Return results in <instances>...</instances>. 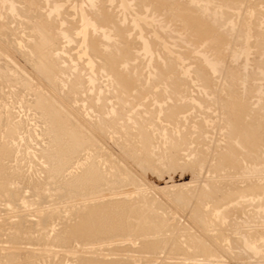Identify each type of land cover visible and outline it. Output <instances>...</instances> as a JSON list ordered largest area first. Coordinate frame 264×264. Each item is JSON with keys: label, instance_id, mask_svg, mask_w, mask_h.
Returning <instances> with one entry per match:
<instances>
[{"label": "rangeland", "instance_id": "rangeland-1", "mask_svg": "<svg viewBox=\"0 0 264 264\" xmlns=\"http://www.w3.org/2000/svg\"><path fill=\"white\" fill-rule=\"evenodd\" d=\"M9 1L13 2L14 5H17L18 1H20L18 6L22 2H23L22 4L25 6L24 7L22 5H20V7L15 6L14 7L15 9L13 10L14 12H11L8 9V5L10 6ZM27 1H28V3L24 2L23 0L22 1L21 0H7V1L6 0H0V62H1L0 66H1V64H3L2 67H0V72L2 71L1 68L6 69L7 67H10L13 69V70L11 69V72H9L10 68H8L9 70L6 69V72H8V73H6L5 70L3 69L4 71H2L0 73V83H1L0 89L2 88L0 91L3 92V93H1V92L0 93L3 96H5V97H2L0 95V97L2 98V99L0 98V117L2 118V119L0 118V128L4 129V126H5L4 124H6V123H7L6 126L8 128H10L12 126L13 121H15V120L17 122H23L24 121L23 123H21L23 125L22 129H21L22 131L19 130V132L17 134L18 137L15 138V141H13V142H15V144H16L19 140V137L23 136L26 138V136H28L29 139H27V140L31 143H29L25 139L24 142L27 141V144H28L27 146L31 147V148L36 146L38 148L39 146L34 141L35 140L38 141V139H40L39 140V142H40L41 138L43 137L41 135V133L45 127L44 118L46 116L41 114L42 111L39 108H37L34 104L31 103V102H33L31 97L35 96V97H33V99L34 98L36 99V96H37L36 94H38L39 91H41L40 94L48 97V99L54 103V106H56L60 110H63L62 111L63 113L61 112L62 118L67 119V120L69 119L71 122L69 120L68 121L71 124H72V122H74L73 124H75V122L77 121L76 122V124L78 125L77 128L79 127L80 130L82 129V131H85L86 135H88L90 137V139L92 140L93 147L91 146L90 149L92 148L91 150L93 152H91V154L95 153L94 150L96 151V148L98 149L97 153L101 154L102 152L99 150H102L104 154H102L100 157H97V160H101L103 162V165L105 163H107V165L111 164L113 166V169L119 168L120 170H122L123 177L126 181L130 180V181L134 182V184H135L134 187H133V185L128 186L130 190H128L127 187H126V189H124V190H127L126 193H128V192L133 193L134 191H137V190L132 191L131 188L134 189L135 187H138V191H140L141 193L143 192V194H145V195L147 194V199L148 198L150 199L152 206L161 207L158 209L161 210V215L163 214V217L166 216V218L164 217V219H167V217L169 218V219H167L168 220L167 222L171 223V225L168 224V229H167V227H165V229H167V230L164 232V234L166 233L167 237H170V239L167 238V242H168V244H171L169 242L177 241L180 244V247L183 248V255H180V254L177 256L174 254L168 255V253H166L167 251H165L167 249H163L164 252H162V253L163 254L165 253V254L163 255L161 253L160 254L161 256L158 255V257L159 256L160 257L155 259V260L150 259L151 264L153 262H159L160 258L163 261L169 260V262H175L176 261V262H183L185 264H198V263L200 264V262H203V263L205 262L207 264L208 263L209 264H212V263L213 264L214 263H216V264H264V245H262V243L264 244V205H263L264 202L263 201H262L263 203L260 202L264 198V194L259 195V196L253 195L254 196L253 197L250 194L251 192L248 193V191H247L248 196H246L245 195V194H247L246 191H241V193L243 192L242 193L243 196L242 195H240V197L235 196V191H237L241 188L243 190V188L248 186V185L261 184L262 182L264 184V131H263L264 130V126H263V124H264V83H263L264 77L263 76L264 75L259 74V76H258L257 73H254V72L258 71V68H260L261 70H264V68H263V65H264V60H263L264 56L263 55L264 54L261 53L262 49L264 50V46H262V45H264L263 44L264 43V40H263L264 36H263V39H262V37H260V35L261 36L264 35V15H262V13L264 14V0H223V1L222 0H216V1L215 0H213V1L212 0H199L200 1L199 3H197L198 0H197V2H195V0H194V4L190 5V7L192 6L196 10H198L199 8H196V7H198V5L200 4L199 5V6H201L200 7L201 11L199 9V12L201 13L200 15H202L204 13L202 15V17H204L207 20L211 19L215 28L218 26L221 28L220 29L218 27V30H221V32H222V30H226V31H223L222 34L224 35V38L226 37L225 39L227 42L224 43V45H222L223 48L221 47L222 53L225 50L224 51L225 54L223 53L222 54L223 56H221V58H219L220 65H219V67H217V70L213 71L214 73H211L212 71L210 72L212 74V75L210 74L212 79L214 77V80H212L213 85L211 84L212 86L210 88L203 87V82L200 81L201 79L197 78L198 77L197 72L195 74L196 69L192 70V69H194V67L196 68V66H198V65L202 66V61L200 62L201 63L200 64L199 63V56L196 54V51L197 52H198V50L200 51L201 50L200 48H204L205 46H203L204 44H201V42L200 43L197 42L198 44L195 43L196 42L195 37H192L193 35L191 34V32L189 33L188 32L189 30H187L185 28L186 26L183 25L185 27L182 28L181 22L184 21L183 17L182 16L180 18L177 17V16H180V11L186 12L185 8H188V6H189V3H186L188 1L184 0V3H186V4H184L186 6L185 7L183 5V0H171V1H173V3H168L169 5H167V4L165 5V3L168 0H159V1L158 0H153V1L151 0L150 3H149V0L145 1L144 3L139 2V0H130L131 1L130 11L132 13L135 11H139L140 9L142 11H144L143 8L146 6V7H148V8L145 7L147 10L145 8L144 9H145V11H147V14H149L152 11L151 15L150 14L149 15L152 16V14H153V16L155 17L156 15L154 13L156 11H154V10L159 8V6L160 7L162 6L161 8H159V10L157 9V13H156L157 16L155 18L152 16L154 18L153 23H155L157 20L159 22L163 23L166 21V19L168 20L170 18L169 19V21L171 20L170 23H168L169 21L168 22L166 21L169 25H164L165 23L160 24L157 21L156 25L158 23L160 25L156 26L155 24L154 25L152 24L153 27L150 25V28L156 30V29H160L161 26H164V29H165V27L167 26L166 29L168 28V30L170 31V32H168V30H167V32H164L167 37L162 35L163 32H160V37L162 39L164 38L163 40H165L166 42H168V43L170 42V45L174 42L179 43V45L177 43L172 44L173 46L171 45L173 47L172 49L174 51L173 55L175 54L174 55L175 57H173V55H172V57L174 59H176V56L179 54L178 52H180V51H178L180 49V46H182L181 49L184 46L186 48L189 47V49L191 48V50H190L191 54H189L190 51L188 49H186L185 51L181 50V52H180L181 57H183V59H187L188 61H192L191 63H188L185 60H182L179 62L180 64H178V63H177V65L175 64L174 67L170 68L167 71V72L170 71L171 75H169L170 73H168L165 76H160V77H162L163 80L165 78L164 84H163V80H161L159 75H157L158 73H156V74L154 73V72H157L156 70H158L156 68V65H154V63L156 64V62H157L161 66L165 67V65H167L166 62H168V61H166V60H168V55L167 56L162 55L163 53L161 52L160 48H158L159 46H156V48H155V45H154L153 46L154 47L153 53L156 54V51H157L158 52L157 54H159L161 52L160 55L152 54L154 56H152V58H150L151 61L148 57L147 58L145 56H144L145 58L142 57L143 56L142 54H141L142 55L141 56L140 53L139 54L137 53V51L140 52L139 48H138L139 45L134 44L135 42H134V40H132V38L135 39V37L133 36L134 30H128V32H127L128 34H133L129 37L131 40L128 38V41L130 40L131 43H132V41L134 42L131 45L129 44V47L130 48L132 47V49H130V50H133V48H134V50L131 52L133 55L132 57L130 56L131 58L129 56H128L129 58L126 56L127 59L125 60V57L124 56L122 57L123 62L127 61V62H124L126 64V66L125 67L123 66L125 64H123L122 66L125 68L123 70H125L126 73L128 70L133 71V74H131L132 71H129V74L131 76L134 75V76H132V78L135 81L134 83H136V84H134L136 86V88H133L134 90L132 89L133 91L132 90L130 91V94H132V95L129 94V91H126L121 87L120 88L124 92L123 91L121 92V90L120 91L117 90V93H115V91H116L115 89H120V88H117L118 85L115 84V81L113 79L108 82L107 77L110 79L111 76L109 74L105 73L104 71H101V70L99 71V69L95 70V72L97 71L96 73L98 76L96 75L97 77L94 79L92 84H88V82H86V84L84 83L85 79L83 80V78H85V76H82L84 74V72L81 70V67L85 63V62H83V59L85 57L82 56V54H80V57H78L77 53L81 49V47H80L78 42H77L78 43V45H77V43H76L77 40H75V39H77L76 37H75V39H73L74 41L71 40L72 43L66 42V41H64L65 40L64 38L61 39L58 37H55L53 39L52 42L53 43L55 42L54 45L52 42H50V44L53 45L54 48L56 46L58 47V49H57V47L55 48V49H57V51L62 49L63 48L62 46L64 44L66 45V46H64L65 47L64 50L66 48H68V49H66V51H68V53H66V51H64V52L59 51L60 53H64L63 55L66 54L65 58L68 57L67 60L65 58H60V57L55 58L57 60L60 58V61L58 60L59 61L58 65L59 64L62 65V66H60V65L59 66L63 68V69H61V71H58L56 69L57 71H55V75H58L61 78L62 77H64V78L61 79L60 77L54 75L55 76L54 78H56V80H54V81H56L57 84L61 83L63 86L57 85L56 83H54V81H50L43 74V72L41 74V71L39 72L38 69L36 70L35 65L39 61L38 57H40V59L43 57L42 53H40V52L41 51L44 52V50L46 51V47H43V49L41 50V47L36 46L37 44L36 45L33 44V43H35V41L31 43V41L37 40L39 38V36H38L39 33H37V31L35 33H37L38 35L34 34V27L35 26L31 25V22L34 19L31 17V16H33V11L35 12L36 16L38 15V18L39 17L40 18L44 17V18H41V19L39 18L38 20H36L37 17L34 16L35 21L33 20L32 24L34 22L41 21L40 24L43 23L45 26L48 24L51 25L50 26L51 29H53L55 27L53 24L56 23V20H57V23L59 22V25H57V23L55 24L56 26L59 27L62 25L63 27H65V25H66L67 27H69L70 26V25H68L69 22H66L64 24L62 21H63L64 17H66V19H69V18L72 19L71 16L73 14H71L72 11H70V10H69L70 11V13H69L68 8L64 6L65 8L61 10V15H58V17L56 15H54L56 18L54 16H52L53 19L55 18L54 19L55 22L51 21V23H52L51 24L50 21L46 19V18H48V16L45 15L46 8H43L46 6L41 5L42 7H40V5H38L40 1H38V0H37L38 3H37V1H35L33 3H31V0H27ZM70 1L71 0H65V1L63 0V3L66 6H68V7L70 6L69 9L70 8L75 9L77 7V6H75V2H76V5L81 3L80 0H74V1L72 0V2H70ZM83 1L86 2V0H83ZM96 1H98V0H96ZM102 1L103 0H99L98 2H96L97 6H95V12H97L96 10L99 9L98 8L99 5L101 6L102 4L105 3L104 8H106V9L108 7L109 8L111 7L113 10L116 8L113 11V13L115 14V17L117 19L119 18L118 20L120 23V21L123 19V18H121L123 16V14H120V15H122L120 17V15H118L119 13H115V11L122 13L121 11H119L120 9L117 6V2L113 1L112 3L111 2L107 3L110 0L109 1L104 0L103 2ZM130 1H129V3H130ZM133 1H134V3H133ZM224 1H225V4L227 3V5L223 4ZM146 2L148 4H151L152 7H151V5H148ZM35 3H37V5ZM73 3H74V5H71ZM137 3H140V7H142V4H144L145 6L143 5V7L140 8L137 6V5H139ZM34 4H35V6H34ZM42 4H43V2H42ZM110 4H112V5H110ZM160 4H162V5H160ZM220 4L221 5L223 4L222 9L219 6ZM29 5L31 6L30 7L31 9L33 8L32 6H34L36 11L34 10V8H33V11L29 7L26 8V6H29ZM82 5H85V3L83 2ZM210 5L213 8V9L211 8L213 10V13L209 12V11H212V10H209ZM136 6L139 9L135 8ZM163 6L164 7L169 6V7L163 8ZM229 6H231V9H232V7H234L233 8L234 10L232 11L230 9L231 10V12H230ZM96 7H97V9H96ZM218 7H220V8H218ZM224 7H226V8H224ZM28 8L30 9L29 11H31L32 14L27 13V12H29ZM38 8H39V12H40L41 8L44 12L41 10V12H43V13H41V12L36 13L38 11ZM109 8H108V11H109ZM133 8L136 10H134ZM150 8H151V10H150ZM172 8H174V10ZM178 8L179 9L184 8V9L179 11ZM24 9L26 10V12H23ZM77 9H78V7H77ZM167 9L168 10L170 9V10L168 11ZM171 9L173 10L174 15H173V12L171 14V11H172ZM217 9H218V12H216ZM225 9H227L229 11L226 10V13L225 12L223 13V11H225ZM20 10H22V11H20ZM63 10H64V12L68 11V14L63 12V14H65V15H64V17H62V20H61L59 17L62 16ZM148 10H150V11L148 12ZM165 10H167L166 11L167 14H166ZM109 12H111V11H109ZM168 12H170V14ZM175 12L176 13L178 12V14H176ZM14 13H17V15L15 17H14V15H15ZM97 13H99V12H97ZM216 13H219V14L217 15ZM232 13H234L235 15ZM9 14H11L10 17H9ZM21 14H23V15H21ZM39 14L41 16H39ZM126 14L128 15V13H126ZM164 14H166V15H164ZM168 14H169V16H167ZM209 14L210 15L211 14L217 15V16H215L217 18H215L213 15L210 16ZM224 14H226V15H224ZM231 14H232V16H231ZM247 14H248V16H246ZM29 15H30V18L29 17L27 18V16H29ZM175 15H177V16H175ZM255 15H257V19H256ZM163 16H164L165 20L163 19ZM212 16H213L214 20L212 18H210ZM128 17H127V19H128ZM160 17H162L163 21H162V19L159 20ZM175 18H176V20H175ZM178 18L180 20V23L178 22L179 21ZM258 18H260V19H258ZM45 19L47 20V22L49 21L48 24H45L46 23ZM48 19H50V17ZM53 19L51 18V20H53ZM70 19H69V21H70ZM73 19L75 20L76 18L74 17ZM216 19H218L219 20L218 22L222 23V25H220ZM224 19H225V21H224ZM255 19L257 22H258V20L260 21L259 24H261L260 26H261V28H263L261 31H260V26H258L259 24L258 23L255 24L256 23ZM30 20H31V22H30L31 27L28 26ZM222 20H223V22H222ZM213 21H215L216 23H214ZM61 22L63 24H61ZM121 22H123V21H121ZM128 22H126L125 25H127ZM183 23L185 24V22H183ZM217 23H218V25H216ZM172 24H174V26L177 24H179V25H177L175 27L174 26L171 27ZM223 25H225V26H223ZM52 26H54V27H52ZM154 26H155V28L156 27L157 28L155 29ZM178 26H180V28H181V30H179V28H178L179 32L181 31L180 33L176 30ZM170 27L173 28V30L175 32L172 33V30ZM222 27L223 28L226 27V29L225 28L222 29ZM254 28H257L259 32L257 31V29H254ZM29 29H30V31H29ZM182 29L186 30V32L184 31L185 34H183L184 32H182ZM227 30H231V31L227 32ZM32 31H33V33H32ZM71 31H73V30L71 29ZM129 31H130V33H129ZM160 31H161V29H160ZM30 32H31V34H33V36L30 34ZM157 32L159 33L158 30H157ZM187 32H188V34H191V35L188 36ZM224 32H227L228 34H231V35L233 34L232 38L227 33H226L227 36H225ZM261 32H263V34ZM28 33H29V36L30 35L32 36V39H31V36L27 37ZM168 33H170L169 36L171 35L170 36L171 38L168 36ZM174 33L175 34L179 33L180 35H182V34L183 35L180 36L178 34L181 37V38L178 37V38H180V39H178ZM253 33L254 34L259 33L260 35L256 34V36H255V35H253ZM240 34L242 37L241 40L243 39V37H245L246 35L249 34L248 35V39H249L248 41L251 44V45L249 44L250 47L252 46L250 48V50L252 49L251 52L254 51V52H252L253 54H250V57L253 55H254V57H252V58L249 57L250 58L249 61L251 60V62L254 64L252 65L251 62H248L249 66H247L246 68L240 67V63L244 64V59H245L243 57V55L239 54V46L241 47V45H242V44L240 45V43L244 41V39H243V41L240 40L241 42L237 41L240 39ZM251 34L253 37L254 36L255 37L254 38L251 37L250 36ZM34 35L37 36V39H33V38H36ZM148 35H150V34H148ZM186 35H187V37H186ZM174 37L177 38L178 40H181L182 38H184V41L187 40L188 42H190L192 44L191 47L188 46L189 43H187V41L182 43V41H177V39H175ZM189 37L192 39V41L195 40V42L193 41L194 44H193V42L190 41L191 39H189ZM227 37H228V39H227ZM167 38H169V39H167ZM235 38L237 40H232ZM22 39L24 41L27 40L25 42L23 41L25 44L24 43L21 44L22 42L20 43V40H22ZM29 39L31 40L30 42H28ZM174 39L176 41H174ZM253 39L254 40L258 39V41L253 42ZM261 39L263 40V42ZM259 40H261L260 43L262 42V44L258 43ZM39 42L40 41H38V43ZM56 43L58 45H56ZM116 43H117V45L120 43V45H118V46L123 45L122 44L123 42L118 43V41H117ZM181 43H182V45H181ZM185 43H187V44H185ZM255 43H257L258 45H256ZM28 44L31 45L32 47H30ZM71 44H73V45H71ZM183 44H185L187 46H185ZM19 45H20V48H19ZM22 45H24V47H22ZM117 45H115V46L112 45V47H114L111 51L112 55H115V53L118 52V49H117L118 46ZM136 45H137V48H136ZM176 45L178 46L179 49L176 48L177 47ZM193 45H195V46H193ZM255 45L258 47L256 48ZM260 45L262 46L261 50L259 48V47H261ZM201 46H203V47H201ZM237 46H238V48H237ZM253 46L257 50H255V48H253ZM27 47H30V49H28L29 50L28 54L30 53L29 55L28 54L25 55L26 53L24 54V52H26ZM50 47H51V49H53L52 46H50ZM193 47H198V48L200 47V48L198 50H197V48H195V50H194ZM39 48H40V52H39ZM135 48L138 49L136 52H135V50H136ZM174 48H176V49H174ZM18 49H21V50H18ZM31 49H34V50H32L30 52ZM109 49H110V47L107 50L110 51L111 49L110 50ZM22 50H24V52H22ZM35 50L37 52H39L38 54H41L39 56L37 55L38 61H36L37 59L33 60V58H36L35 54H37V52ZM75 50H76V52H75ZM204 50H207V51H203L205 53L207 52L206 53L207 55L210 53L209 56L211 54H213L212 50H210L208 48H206ZM208 50H210V51L208 52ZM186 51L187 52L189 51V52L187 53ZM235 51H237V52H235ZM256 51H257V53H256ZM134 52H135L136 56H134ZM71 53H73V54H75V56H77V60H76L74 55L72 56ZM183 53H184V55H183ZM185 53H186V55H185ZM33 54L35 56H32ZM68 54H71L72 57ZM118 54L120 56H122V54L119 52L115 56L118 57L119 56ZM257 54H258L259 58L257 57ZM63 55H61V56L64 57ZM137 55H139V57L141 56L142 58L140 59ZM259 55H261V57ZM28 56L30 58L31 57L32 58L26 59V57H28ZM161 56L163 57L162 59H161ZM164 56L167 57L166 60L164 59L165 58ZM189 56H191L193 58H191ZM196 56H198V58H196ZM213 56L214 55H211L210 57L212 58ZM70 57L71 58L74 57L73 62L79 63L78 61H80V63H79L80 65L78 64L79 66H77V67H78L79 71L81 70L80 71L81 74L79 71H77L79 73L76 72V74L77 75L80 74V76L83 77L81 79V80H83L82 82L79 80L81 77H79V79H75V78H77L76 76L73 77V74H75V72L74 73H72V72L76 71L77 68L74 69V68L70 67L71 66L70 64L72 63V61L70 60L71 59ZM133 57H135V58L137 57V58L134 59ZM194 57H195V59H194ZM241 57H242V59H240ZM256 57L258 59H260V58L261 59L258 61ZM79 58H81L82 60ZM153 58L155 60H153ZM158 58H160L161 60ZM3 59L5 60L6 63L4 62ZM129 59H130V61H129ZM146 59H148V60H146ZM169 59H172L171 55H169ZM192 59L195 62L198 61L199 64L197 63L198 64L197 65L196 63H194V61ZM238 59H240L239 64H238ZM254 59L257 60L256 61L257 63H255L253 61ZM98 60L99 59L96 58V61H98ZM242 60H243V62H242ZM67 61H69V63ZM133 61H136V62L134 63ZM162 61L165 63H163ZM30 62H32V63H30ZM60 62L61 63L63 62V63L61 64ZM183 62L185 63L184 68L190 67V64L193 65V66L191 65L192 67L190 69L186 68L188 70L187 74H182L183 67L180 69V67L182 65H184ZM4 63L6 65L7 64H9V65L5 67ZM128 63L135 64L134 65L135 68L133 67L135 70L133 68H129L130 66L132 67L133 65L128 64ZM181 63H183V64L181 65ZM258 63H260L261 65L260 64L258 65ZM262 63H263V65H262ZM10 64H11V66H10ZM136 64L137 65L139 64L138 67ZM68 65H70V66H68ZM179 65H181V66H179ZM186 65H188V66H186ZM254 65H256L258 68H256V67L253 68ZM64 66H66V68L69 67L68 69H71V70L73 69V71L65 69ZM154 66H155V68H154ZM200 66L197 67L196 71H198L201 68ZM127 67L129 69L126 70ZM238 67H239V69H238ZM249 67H251V68H249ZM15 69H17V70H15ZM19 70H20V72H19ZM13 71H15L14 72L15 76L16 75L18 76L20 73V75H19L20 81H22V83H23L22 91H20L21 85H19V83L21 84V82L19 81V77L17 78V76L15 77V76L8 75L9 73L13 75ZM16 71H18V72L16 73ZM95 72H94V77H95ZM99 72L101 75L99 74ZM174 72H176V73H174ZM192 72L194 75H196L193 80H192V78L194 75L192 74ZM247 72H249V73H247ZM68 73H70L72 75V77H70L71 75ZM22 74H23V76L24 75L25 76L23 77ZM33 74H34V76H33ZM102 74L104 77H102ZM176 74H179L176 77L177 79L173 78V77H175ZM253 74H254V77H256V80L253 77ZM255 74H257V75H255ZM67 75H69V76H67ZM153 75L157 76V78L153 77ZM232 75H233L234 79H236V81L241 83V84L238 83L239 85L237 84L238 86H235V88H233L234 86L232 87L231 81H230ZM243 75H246V77L244 76L245 79L242 78ZM2 76L3 77L5 76V78H3ZM6 76H8V79H6ZM9 76H10V79L12 78L11 82H9L10 81ZM21 76H22V78H21ZM65 76H66V78H65ZM167 76L170 78L168 79ZM13 77H15V78H13ZM57 77H58V79H57ZM180 77H181V80H180ZM184 77H185V79H184ZM187 77L188 78L191 77V79L190 78L188 79ZM23 78H25V79H23ZM44 78L46 79L47 82L45 81ZM68 78H70V79L73 78V80L71 79L72 82L74 81L73 84L76 83L79 85V83H82V85L84 84L85 86L88 84L86 86V90L85 89L82 90L83 87L85 88L84 85H83V87H80V86H82L81 84H80V86H77L76 84H74L72 86V82H70V84H69L70 79H68ZM135 78H136V80H135ZM155 78L158 79V81ZM178 78H179V80H178ZM4 79H6L5 84H4ZM16 79L18 80L17 83L19 82L18 84H16ZM27 79H28V81H27ZM64 79H66V80H64ZM174 79H176V81H179V87L173 86L176 83V81ZM183 79L186 80L189 84L186 81L184 82ZM195 79H197V80H195ZM246 79L248 81H245ZM23 80H24V82L27 81L28 83L25 82L26 83L25 84L23 82ZM48 80H49V82H53V83H51L52 87L50 86ZM60 80L63 82H60ZM77 80H78V83H77ZM189 80H190V82H189ZM242 80H244V81L242 82ZM152 81H156V83L152 82ZM194 81H196L198 83L195 82L196 83L195 84ZM199 81H200V83H199ZM254 81H256L257 84L263 83V85H261V84L256 85V83ZM2 82H3L4 86H2ZM12 82H14L15 84ZM64 82H66V83L64 84ZM167 82H168V84H167ZM45 83H47V84H45ZM229 83H230V85H229ZM244 83L247 85L246 88H243L245 86ZM248 83L250 85H248ZM251 83H255L252 85H256V86L261 85V86H259L260 89H259V87H257V88H253V90H252ZM111 84H112V86H111ZM137 84H139V85H137ZM165 84H166L167 88L165 87ZM12 85H14L15 87L13 86V88H10V86L12 87ZM26 85H28L27 87L29 88V90L24 89V86H26ZM162 85H164V86H162ZM169 85L171 88L168 87ZM195 85H197V86H195ZM17 86H20V88L19 87L17 88ZM48 86H49V88H46ZM89 86L92 88V92H90L91 88ZM92 86L95 88H93ZM110 86L112 87V89ZM172 86L176 87V88H173ZM185 86L190 91L189 94H188L189 91L187 90V88ZM58 87H60V88H58ZM87 87H89V88L87 89ZM247 87L248 88L250 87L251 89L249 88L250 89L249 90ZM14 88H16V89H14ZM54 88L55 89L58 88V89H56V92H54L55 91ZM231 88L233 90L234 89L237 90L236 93H234L235 90L233 92V90ZM242 88L244 90L247 89L244 93L246 96L242 93V92H244V90ZM48 89H50V90H48ZM165 89H170V90H166L168 94L165 91H162ZM172 89L173 90L175 89V91H172ZM198 89H200V92L203 94H201L199 91H197ZM228 89H231V91L229 92ZM257 89H259L258 92H257ZM12 90H13V92H18V93H16L17 97L15 96V93L12 92ZM23 90L27 91L28 93L24 92ZM30 90H32V93H35V94H32ZM37 90H38V92H37ZM60 90H62V91H60ZM159 90H161V91H159ZM238 90L241 91V93L239 91V95L240 94H241V96L244 95L243 96L244 99L247 97L246 102H247L248 107H249L247 115L242 117V121L244 123H248V125H249L247 127V129H244V131H240V130L233 131V130H231L232 125L228 124V118H229L228 116L229 115H228V113H225V111L227 112V110L224 109V105H223L224 98H227V96L232 92H233L232 94H237ZM86 91H89L90 93L86 92ZM97 91L99 93L101 91V93H102V94L100 93L101 96H99V93ZM208 91L209 92L211 91V92L209 93ZM20 92H22V93H20ZM60 92H61V94H60ZM66 92H68L69 94ZM96 92L98 93V95L93 97L95 95L94 93H96ZM111 92H114V93L112 94ZM120 92H121L122 96L120 95ZM126 92H128L127 95H129V96L125 95ZM197 92H199V93H197ZM4 93H5V95H4ZM11 93H12V95H11ZM86 93L88 95L91 94L92 96L91 95H89V96L91 98L93 97L92 101H94V99H95V101L92 102L90 97H89L90 99H88V98L85 99L84 97H88V95ZM139 93H141L140 96H139ZM170 93L171 94L173 93L174 95L173 94L171 95ZM179 93H181V95ZM66 94H68V95H66ZM81 94L84 96H82ZM103 94H105V95H103ZM177 94H179V95H177ZM198 94H200L201 96H204V98L201 96H199L201 99L199 97L198 98L194 97V96H197ZM204 94L207 95V97H205ZM48 95L52 96V98L54 100ZM60 95L62 96V98L64 96V98L62 99L63 101L61 100ZM111 95H113V96H111ZM189 95H190V97H189ZM191 95H192V97H194L193 98L194 101L192 100ZM56 96H58V97L56 98ZM71 96H72V98H71L72 100L70 99ZM102 96H105L106 98L102 97ZM116 96H117V98H115ZM170 96H171V98L168 100L167 97H170ZM97 97H98V99H97ZM99 97H101L102 100ZM119 97L122 99L121 102H120ZM134 97H137V98H134ZM180 97L181 98L184 97V98L181 99ZM104 98H105V100H103ZM179 98L182 102H180ZM195 98H196V100H195ZM28 99L29 100L31 99L30 100L31 102H29ZM64 99H66V100L68 99L67 101L69 103L70 102L71 103L67 104L68 102L66 100H65L66 102H64ZM110 99L112 100V102L110 101ZM222 99H223V101H222ZM24 100L25 101L28 100V101H26L27 103ZM184 100H186V101H184ZM99 101H101V102L105 101L104 103L105 104L107 103V106H105L104 103H101ZM115 101L116 102L118 101L120 103L117 102V104H118L117 105ZM57 102L59 104H56ZM97 102H99V103L97 104ZM174 102H176V103H174ZM186 102H187V104H186ZM30 103L32 106H30ZM111 103H113L114 105L116 104L115 107H113L114 105L113 106L109 105ZM180 103H181V106L186 104L185 107L183 106L184 108L180 107L181 111H180V109H178L176 111V113L174 115H172L173 117L165 116L166 115L165 113L168 112V110L171 108V106H173V104L174 105L178 104L176 106H180ZM84 104H86V105H84ZM103 104L106 108L103 106ZM165 104H167L168 106ZM10 105H11V107H10ZM33 105L35 106L34 108H33ZM75 105H76V107L79 106L77 108V110H76ZM90 105H91V107H90ZM169 105H171V106L169 107ZM190 105H191V107H190ZM100 106H103V107H100ZM108 106H110V107L108 108ZM162 106H163V108H162ZM165 107H166V109H165ZM30 108H33L34 110L30 109ZM96 108H99V109H96ZM102 108L103 109L105 108L106 111L103 110ZM110 108H112V110H110L111 112L109 111ZM35 109H37V110H35ZM39 110H40V113L35 114ZM79 110H81L82 112L80 113ZM222 110L223 111L225 110V111L222 113ZM5 117H6V119H5ZM35 120L39 121L38 123L40 125L38 123H34V122H37ZM16 121L14 122V124H16ZM9 122H10V124H8ZM26 124H28L29 128L30 127L34 128L35 126L36 127L34 129L31 128L29 130L28 126ZM29 124H31V126ZM76 124L74 127H76ZM139 125H141V128H144L143 133L139 132V129H140ZM23 127H25L26 129ZM23 129L25 131L27 130L26 132L28 134H26V132H24ZM255 129H256L257 133H251V131H254ZM32 130L34 131V134H32V132H33ZM28 131L30 132L31 136H33V138L35 137V140L29 136ZM35 132L39 133L40 135L37 136L38 134H36ZM247 132L249 133V135L247 134ZM22 133H25V134H22ZM246 134H247V136H246ZM229 136L232 137V144L231 145H229L227 143ZM2 137L3 136H0L1 141H3ZM16 139H17V141H16ZM32 139H33V141H31ZM5 140H7V138ZM144 140H147L146 142H148L147 147L145 146ZM13 142H12V144H14ZM19 143H21V141ZM32 143H35L34 146H30V144L32 145ZM40 143L42 145L44 144L42 141ZM28 147H26L25 153H26V151H28V152L31 150L33 151V149H34V148L30 149ZM22 148L23 147H21V149ZM85 151H88V150H84L82 153L85 154ZM232 153L235 154L236 157L238 158L237 164L235 163L234 167H232V166L230 167V165L225 164L227 158L232 156ZM89 154H90V152H89ZM32 158H34L33 160L36 159L37 161L35 160V163H33L34 161H32V160H31L32 162L30 161L32 168L29 165L26 166L25 165V164H27L26 162L24 163V165L22 164L23 167H27V168L23 169L24 171L27 169L26 172H29V171L31 172L34 164H36L34 167L37 168V166H38L37 163H39V161L35 157H32ZM103 160H105V161H103ZM12 163L13 162H10L9 164H12ZM28 164H30V163L28 162ZM28 169H29V171H28ZM39 175L40 174H38V176ZM41 176H42V174H41ZM259 181L261 183H259ZM262 186H264V185H262ZM231 192H232V194H230ZM244 192H245V194H244ZM233 194H234V197H233ZM244 195L246 197H244ZM255 201H256V204H255ZM0 202H1V200H0ZM50 206L52 207L53 205L52 204L51 205L46 204L44 208H47V210H48V208H50ZM55 206H57V205H55ZM55 206H53V208H55ZM60 208H62L64 211V208L60 207V205H59V209ZM62 209H60V210H62ZM212 209H216V211L219 212V215H217V216L211 215V217H210ZM160 210H158V213L160 212ZM63 211H59V213L63 214ZM10 213H11L10 210L7 211L6 213L5 212L0 213V224L4 221L3 219H5V221L8 220L7 222H9V220L12 219L9 217ZM1 214L2 215L4 214L3 217ZM1 219H2V222H1ZM7 222L2 223L3 228H4V226H3L4 224H5V228H6ZM8 226H9V224H8ZM3 228H1L0 231L1 230L3 231L4 230ZM170 228H171V230H170ZM251 234L253 235V237L250 236ZM243 236L248 238V240H249L248 242H252L254 245L256 244L257 246L256 245L255 246L257 247L258 251H256L255 253L252 252V250L249 251L250 248L248 247V245L246 243H244ZM1 238L2 239L5 238V235H4V237L2 235ZM218 239H221V240H218ZM199 243H204V244L208 245L209 247L214 249L219 256L212 257L213 259H211V260H213V262L212 261L206 262V261L201 260L202 258L200 256V251H199V247H198ZM45 252H42V253H45ZM47 253L48 252H46L45 254L49 256L50 254L49 253L47 254ZM37 254H38V252H37ZM40 255H37V256H39L41 260L49 261V258L51 259V256L48 257V256L43 254L44 257L46 258L45 259L42 255L41 256ZM53 257H54V259L56 258L55 256H53ZM142 260L144 261V258L141 260H137L138 264H148V262H149V261L143 262ZM140 261H141V263H139ZM23 262L24 261L21 262V260H20L21 264ZM210 262H212V263H210Z\"/></svg>", "mask_w": 264, "mask_h": 264}, {"label": "bare ground", "instance_id": "bare-ground-1", "mask_svg": "<svg viewBox=\"0 0 264 264\" xmlns=\"http://www.w3.org/2000/svg\"><path fill=\"white\" fill-rule=\"evenodd\" d=\"M23 1L28 3L27 0L26 1L23 0ZM35 1H37V0H31V3L35 2ZM38 1H40L39 4H38V5H40V7L46 6V7H43V8H46L45 15H47L48 18L50 17V19H48V18H46V19L49 20L50 23H51V21L55 22L54 19L56 17L54 15H56L58 17V15H61V10L64 9L65 7H67L68 11L69 10L72 11L71 14H73V15L72 16L70 15L72 19L69 18L70 19V21H69V19H66V17H64V15H65V14H63L64 10L62 11V16L59 17V18L62 20V17H64L62 22L64 24L66 22H69L68 25H70V26L67 27L65 25V27H63L61 25V26L58 27V26L55 25L57 23V20H56V23L53 24L55 27L52 26L54 28L51 29V27H50L51 25L48 24L49 21L47 22L46 19H45V21H46L45 24H48V25H46L47 27L43 23L40 24L41 21H39V22L37 21V22H34L32 24L33 20L35 21V17L34 16H36L35 12L33 11V8H34L35 4L37 5ZM38 1H37V3L34 4V6H32L33 7L32 9L30 8L31 7L30 5L26 6V8L29 7L33 11V16H31V17L34 18L32 20V22L30 20L29 24L28 23L27 24L30 27H31V25L35 26L34 27V34L35 35H38L37 33H39V35H38L39 36V38H38L39 40L37 39V36L34 35L36 38H33V39H37V40L31 41L29 39L28 42L31 41V43H32V42L35 41V43H33V44L34 45L37 44L36 46L41 47V50L43 49V47H46V51L44 50V52H42V51L40 52V48H39V52L42 53V56H43L41 59H40V57H38L41 54H38L39 52H37L38 50L36 49L37 51L36 50L35 51L37 52V54H35L36 52L34 53L36 55V58H33V60L37 59V57H38L39 61L37 59L36 61H38V62L36 63V65L34 64L35 67H36V70L38 69L39 72L41 71V74L43 72V74L50 81L56 80V78H54V77L58 76V75H55V71H57V70L61 71V69H63L62 67H60L62 65H60V64H59L60 66L58 65V62L60 61V58H65L66 54L63 55L64 53H60V52H64V51H66V49H68V48H66L64 50V48H65L64 46H66L64 44L62 46L63 48L61 47L62 49L59 50L60 52L57 51L58 47L56 45H58V44L56 43L55 46L57 47V49H55L56 47L55 48L53 47V45L55 43V42L54 43L52 42L53 39L55 37H58V38H61V39L64 38L65 39L64 41H66V42H71V40L75 39V37H76L77 38V39H75V40H77L76 43L78 42L80 47H81V49L77 53L78 57H80V54H82V56L85 57L83 59V62H85V63L83 65L81 64L82 65L81 70L84 72V74L82 76H85V78L80 76V74H81L80 71L81 70L79 71V69L77 67V66L80 65L79 64L80 61H78L79 63L73 62L74 61V57L71 58L73 55L75 56V54H73V53H71L72 56H71V54H68V55L71 56L70 60L72 61V63L70 64L71 66L70 65H68V66H70V67H72L74 69L77 68V70L73 71V69L71 70V69H68L69 67L66 68V66H64L65 69L71 70V71H73L72 73L75 72V74H76L77 71H79L80 74H78V75L77 74L76 75L73 74V77L76 76L77 78H75V79H79V77H81L79 79L81 82L85 79V81H84L85 84H86V82H88V84H92L94 79L98 76L97 73H96L97 71L95 72V70L99 69V71L100 70L104 71L105 73L109 74L112 77V78L110 77V79L107 77V81L108 82L113 79L115 81V84L118 85L117 88L121 87L124 90L129 91V94H130V91L133 88H136V86L134 85L136 83H134L135 81L132 78V76H134V75L131 76L129 74V71H132V70H128L127 73L125 72V70H123V69H125L124 67L126 66V64L124 62H127V61L123 62V60H122L123 56L125 57V60L127 59L126 56L127 57L128 56L129 57L133 56L131 52L134 50V48H133V50H130V49H132V47L130 48L129 44L131 45L132 43L135 42L134 44L139 45L138 48H139V51H140V52L137 51L138 49H136L137 48V45H136L135 52L137 51L138 54L140 53V55L141 54L143 55V56L141 55L142 57L145 56L146 58L148 57L149 59L152 58V56H154L152 54H155V53H153V48H154L153 46L155 45V48H156V46H159L158 48H160L161 52L163 53L162 55H166V56L168 55V60H166L167 57L164 56L165 57L164 59L166 61H168V62H166L167 65H165V67L161 66L157 62H156V64L154 63V65H156V68L158 69V70L155 69L157 72H154V73L155 74L158 73L157 75H159V77L160 76H165L166 74L170 73V71L169 72H167V71L170 68L174 67L175 64L176 65H177V63L180 64L179 63L180 61L185 60L188 63L192 62V61H188L187 59H183V57H181V54H180L181 50L185 51L186 49H188L190 51L191 48L189 49V47L186 48V47L183 46V48L181 49L182 46H180V49H179L178 46L176 45L177 46L176 48L179 49L178 51H180V52H178L179 53L178 55L176 54L177 55L176 59L173 58V57H175L174 56L175 54L173 55L174 51L172 49L173 48L172 44L177 43L179 45L178 42H174V41H176L175 39H177L178 37L182 36L186 32L185 29H182V32H184V31L185 32L182 35L179 34L181 32V31L179 32V30H181L180 26L182 25V28L186 26L185 28L187 30H189L188 32L189 33L191 32V34L193 35L192 37H195L196 42H195V40H193L195 43H197V42L200 43L201 42V44H204L203 46H205L204 48H200L199 47L201 49L200 51L198 50L199 49L198 47H193L194 50H195V48H197L198 52L196 51V54L199 56V63L202 61V66L203 67L198 65L199 63H198L197 60H196L197 62H195L192 59L194 61V63H196V64L198 63L197 65L201 67L198 71H196L198 66H196V68L194 67V69H192V70L196 69L195 70V74L197 72V76H198L197 78L201 79L200 81L203 82V87L210 88L213 85L212 80H214V77L212 79L210 74L214 73L213 71H216L217 67H219V65H220L219 58H221V56H223L222 54L225 51L224 50L223 53H222L221 47L223 48L222 45H224V43L227 42L226 39H225L226 37L224 38V35L222 34V32L226 31V30H222V32H221V30H218L219 26L216 27L217 29L215 28V26L212 23L211 19L207 20L204 17H202V15L204 13L202 15H200L201 14L199 12V9L201 11V8H200L201 6H199L200 4L198 5V7L195 6L196 8H199L198 10H196L192 6H191L192 7L191 8L190 5L194 4V0H186L188 2L185 1L186 3H189L188 8H185L186 12H183V11L181 12L180 11V10H183L184 8L183 9H179L178 8L179 11H180V16H177V15H175V16H177L179 18L182 16L183 19H184L183 22H185V24L183 22H181V25L177 27L176 30L179 32L178 34L180 36L178 34L174 33L177 36V38L174 37L175 39L173 41L174 43L171 44L172 46L170 45V42L168 43L165 40H163L164 38L162 39L160 37V32H163V33L167 32V30H168V28L166 29L167 26L165 27V29H164V26H161L160 27L161 31H160V29H156L157 27L155 28V26H154V28L156 30L150 28V25L152 27H153L154 24L156 25V22L158 20L155 23H153V21H154V18L157 16V14H156L157 13V9L159 10V8H161L162 6L161 7L159 6V8L154 10L156 12L155 13L153 12V13L156 16L154 17L153 14H152V16L154 17L153 18L152 16H150L152 11L149 13L150 15L147 14V11H145V9L148 8V7H146L144 4H142V7H143V5L146 7V8L144 7L145 9L143 8L144 11H142L140 9L139 11H135V12L132 13L130 11V9H131V1L130 0H110V1L108 0L109 2L106 1L107 3H110V2L112 3L113 1L117 2V6L120 9L119 11H121L122 13L117 12V11H115V13H119L118 15L123 14V16L120 15V17L122 16L121 18H123L121 20L123 22L120 21V23H119V20H118L119 18L117 19L115 17V14L113 13V11L116 8L113 10L111 7H110L111 8L110 9L107 6L109 8V11H111V12H109L108 8L107 9L104 8V4L105 3L104 4L101 3L103 6L99 5L98 6L99 9H97V7H96V9H97L96 11L99 12V13L95 12V6H97L96 2H98L99 0L98 1H96V0H86V2L83 1V0H80L81 3L77 4V5H76V2H75V6L78 7V9H77V7L75 8L76 10L75 9H71V8L69 9L70 6L69 7L66 6L63 3V0H38ZM129 1H130V3H129ZM145 1H148V0H141V1L139 0V2H141V3H144ZM168 1L165 3V5L166 4L169 5L168 3H173V1H171V0H168ZM9 2H10V6L8 5V9L11 12H14L13 11L15 9L14 7L18 6L20 1H18L17 5H14V3L11 2V1H9ZM42 2H43V4H42ZM70 2H72V0ZM83 2L85 3V5H82ZM150 2H151V0H149V3ZM195 2H197V0H195ZM199 2L200 1L198 0L197 3H199ZM22 3L20 5H22L24 7L25 5H23ZM133 3H134V1H133ZM186 3H184V0H183V5L186 4ZM137 4H139V5H137ZM137 4L136 5L138 7H140V3H137ZM223 4L227 5V3L225 4V1H224ZM223 4L219 5L221 7V9L223 8L222 7ZM20 5L18 7H20ZM71 5H74V3L71 4ZM110 5H112V4H110ZM148 5H151V4H148ZM160 5H162V4H160ZM137 6L135 8H138ZM142 7H140V8H142ZM151 7H152V5H151ZM165 7L168 8L169 6H165ZM165 7L163 6V8H165ZM220 7H218V8H220ZM229 7H230L229 10H230L231 6H229ZM29 8H28V11L30 10ZM39 8H38V11L36 13H40L41 12L42 8L40 9V12H39ZM209 8H210L209 10L213 9L211 7V5L209 6ZM224 8H226V7H224ZM233 8L234 7H232V9H231L232 11L234 10ZM172 9L174 10V8H172ZM24 10H23V12H26V10L25 11ZM34 10H35V8H34ZM134 10H136V9H134ZM150 10H151V8H150ZM150 10H148V12ZM167 10H165V12ZM173 10L171 11V14H172ZM226 10L227 9H225V11H223V13L224 12L226 13ZM229 10H227V11H229ZM231 10H230V12H231ZM20 11H22V10H20ZM68 11H66L64 13L68 14ZM70 11H69V13H70ZM43 12H41V13H43ZM209 12L213 13V10L209 11ZM216 12H218V9H217ZM27 13H31V11H29ZM126 13H128V15ZM168 13L170 14V12H168ZM14 14H15L14 15V17H15L17 15V13H14ZM166 14H167V12H166ZM166 14H164V15H166ZM169 14L167 16H169ZM176 14H178V12ZM216 14L218 15L219 13H216ZM232 14H234V13H232ZM232 14H231V16H232ZM10 15L11 14H9V17H10ZM21 15H23V14H21ZM30 15L27 16V18L28 17L30 18ZM173 15H174V12H173ZM211 15H213V14H211ZM217 15H213V16L215 17ZM224 15H226V14H224ZM262 15H264V14L262 13ZM39 16H41V15L39 14ZM52 16H54L55 18L53 19ZM213 16L210 17V18L213 19ZM246 16H248V14ZM255 16H256V19H257V15H255ZM36 17H37L36 20H38L40 18V17L38 18V15ZM74 17L76 18L75 20L73 19ZM127 17H128V19H127ZM41 18H44V17H41ZM51 18L53 20H51ZM179 18H178V20H179ZM215 18H217V17H215ZM161 19H162V17L159 18V20H161ZM163 19H164V16H163ZM163 19H162V21H163ZM169 19L168 20L166 19V21L168 22ZM218 19H216L217 22L219 21ZM256 19H255V22H256L255 24H257V23L259 24L260 21L258 20V22H257ZM258 19H260V18H258ZM175 20H176V18H175ZM166 21L163 22V23H165L164 25H169L168 23H170L171 20L168 23ZM215 21H213V22L216 23ZM224 21H225V19H224ZM30 22H31V25H30ZM62 22H61V24H63ZM126 22H128L127 25H125ZM178 22L180 23V20ZM222 22H223V20H222ZM159 23L161 24L162 22H159ZM159 23L157 25H160ZM218 23L216 25H218ZM219 24L222 25V23H219ZM57 25H59V22L57 23ZM177 25H179V24H177ZM177 25H175V26H177ZM183 25H185V26H183ZM260 25L261 24H259L258 26H260ZM173 26H174V24H172L171 27H173ZM223 26H225V25H223ZM178 28H179V30H178ZM224 28L226 29V27H224ZM224 28L222 27V29H224ZM257 28H254V29H257ZM71 29L73 31H71ZM262 29L263 28H261V26H260V31ZM128 30H134V35L133 34H128L127 33ZM157 30L159 31V33L157 32ZM171 30H172V33L175 32L173 30V28H171ZM29 31H30V29H29ZM36 31H37V33H35ZM229 31H231V30H227V32H229ZM257 31H258V29H257ZM168 32H170V31L168 30ZM188 32H187V35L188 36L191 35V34H188ZM227 32H224L225 36H227V34H228ZM32 33H33V31H32ZM129 33H130V31H129ZM163 33H162V35L166 36L165 33L164 34ZM261 33L263 34V32H261ZM30 34H31V32H30ZM148 34H150V35H148ZM169 34L170 33H168V36H169ZM256 34H259V33H255V34L253 33V35H255V36H256ZM31 35L33 36V34H31ZM131 35H133L135 37V39L132 38V40H134V42L132 41V43L130 41L131 39L129 38ZM187 35H186V37H187ZM228 35H230V37L232 38L233 34L232 35L228 34ZM248 35L243 37L244 41H243V39L241 40V38H242L241 34H240V39L239 40L236 39L237 37L235 39H232V40H237L238 42L240 40L243 41V42L240 41L241 42L240 45L241 44L242 45H241V47L239 46V54L243 55V57L245 58V59L243 58L244 59V64L240 63V67H243V68H246L247 66H249L248 62H251V60L249 61V59L254 57V55L250 57V54H253L252 52H254V51L251 52L252 49L250 50V48L252 46L250 47L251 44L248 41L249 40L248 39ZM28 36H29V33L27 34V37ZM32 36H31V39H32ZM250 36L253 37L252 34ZM263 36L264 35H262V36L260 35V37H262V39H263ZM190 37H189V39H191ZM128 38L130 39L129 41H128ZM180 38H178V39H180ZM167 39H169V38H167ZM178 39H177V41H182V43L187 41V40L184 41V38H182L181 40H178ZM227 39H228V37H227ZM258 39L257 40L253 39V42L254 41L255 42L258 41ZM261 40H259V42H258L259 44H262L264 39L260 43ZM23 41H24L23 39L20 40V43L22 42L21 44H23L27 40H25L24 42ZM38 41H40V42L38 43ZM117 41H118V43L119 42H121V43L123 42L122 43L123 45L118 46V45H120V43L117 45V43H116ZM190 41L193 42L192 39ZM50 42H52L53 45H51ZM194 42H193V44H194ZM78 43H77V45H78ZM182 43H181V45H182ZM187 43H189L190 45L188 44V46L191 47L192 44L190 42H188V41H187ZM187 43H185V44H187ZM185 44H183V45H185ZM255 44L258 45L257 43H255ZM20 45H19V48H20ZM71 45H73V44H71ZM112 45H114V46L117 45L118 46V48H117L118 52L121 53L122 56H120L119 54H118L119 55L118 57L115 56L118 53L117 51H116L117 53H115V55H112L111 51L114 48V47H112ZM29 46L32 47L31 45H29ZM50 46H52L53 49H51ZM185 46H187V45H185ZM193 46H195V45H193ZM203 46H201V47H203ZM262 46H264V45H262ZM262 46L259 47L260 50L262 49ZM22 47H24V45H22ZM30 47H27L26 52H24L25 49L22 50V52H24V54L26 53L25 55H27L28 51H29L28 49H30ZM109 47L111 49V50L109 49L110 51L107 50ZM257 47L258 46H256V48ZM176 48H174V49H176ZM206 48L212 50L213 54H211V55H214L212 58L210 57L211 55L209 56L210 53L207 55L206 54L207 52L206 53L203 52V51H207V50H204ZM237 48H238V46H237ZM253 48H255V47L253 46ZM256 48H255V50H257ZM18 50H21V49H18ZM32 50H34V49H31L30 52ZM210 50H208V52ZM75 52H76V50H75ZM135 52H134V56H136ZM235 52H237V51H235ZM66 53H68V51H66ZM157 53L158 52L156 51L155 55H160V53L159 54H157ZM256 53H257V51H256ZM261 53L264 54V50L263 49H262ZM34 54L32 56H35ZM189 54H191V51H190ZM61 55H63L64 57H62ZM169 55H171V58L173 60L169 59ZM172 55H173V57H172ZM183 55H184V53H183ZM185 55H186V53H185ZM261 55H259V56L261 57ZM137 56L139 57V55H137ZM141 56L139 57L140 59L142 58ZM198 56H196V58H198ZM56 57L57 58L60 57L58 59L59 61L57 59H55ZM189 57H191V56H189ZM257 57H258V54H257ZM27 58H30V57L28 56V57H26V59ZM67 58H65V59L67 60ZM75 58L77 60V56H75ZM96 58L99 59V60L96 61ZM133 58L136 59L137 57L136 58L133 57ZM162 58L163 57L161 56V59ZM191 58H193V57H191ZM258 58H257V60L259 61L261 58L260 59H258ZM79 59H81V58H79ZM158 59H160V58H158ZM194 59H195V57H194ZM240 59H242V57ZM240 59H238V64H239V60ZM146 60H148V59H146ZM153 60H155V59L153 58ZM257 60L254 59L253 61L255 63H257L256 62ZM129 61H130V59H129ZM150 61H151V59H150ZM4 62H5V60H4ZM67 62L69 63V61H67ZM133 62L135 63L136 61H133ZM242 62H243V60H242ZM30 63H32V62H30ZM163 63H165V62H163ZM183 63H181V65ZM260 63H258V65ZM11 64H10V66H11ZM123 64H125V65H123ZM128 64H132V63H128ZM253 64L254 63H252V65ZM2 65L3 64H1L0 67H2ZM8 65L9 64H7V65L5 64V67L8 66ZM132 65L133 66L132 67L130 66L129 68H133L135 64H132ZM138 65H137V67H138ZM181 65H179V66H181ZM188 65H186V66H188ZM191 65L192 64H190V67H186V68L190 69L193 66V65L192 66ZM262 65H263V63H262ZM184 66H185V63H184V65H182L180 67V69L183 67L182 74H187L188 70L186 68H184ZM255 67L258 68L256 65H254L253 68H255ZM8 68H10V67H7L6 69H8ZM129 68L127 67L126 70L129 69ZM154 68H155V66H154ZM249 68H251V67H249ZM263 68H264V65H263ZM1 69H2V71L5 70V72H6V69H4V68H1ZM11 69L12 68H10L9 72H11ZM238 69H239V67H238ZM259 69L260 68H258V71L254 72V73H257L258 76H259V74H263L264 75V70H261V69L259 70ZM15 70H17V69H15ZM14 72L15 71H13V75L10 74V73L8 75L15 76ZM17 72L18 71H16V73ZM19 72H20V70H19ZM79 72H77V73H79ZM94 72H95V77H94ZM193 72H192V74H193ZM6 73H8V72H6ZM174 73H176V72H174ZM247 73H249V72H247ZM68 74H70V73H68ZM99 74H100V72H99ZM103 74H102V77H104ZM131 74H133V71H132ZM257 74H255V75H257ZM19 75H20V73H19ZM19 75L18 76L16 75L17 78L19 77ZM169 75H171V73ZM177 75H179V74H176L175 77H173V78H176ZM22 76H23V74H22ZM22 76H21V78H22ZM33 76H34V74H33ZM67 76H69V75H67ZM195 76L196 75L193 76L192 80L195 78ZM244 76L246 77V75H243L242 78L245 79ZM15 77H13V78H15ZM58 77H60V76H58ZM58 77H57V79H58ZM70 77H72V75ZM153 77L157 78V76H154V75H153ZM253 77H254V74H253ZM3 78H5V76ZM62 78H64V77H62ZM65 78H66V76H65ZM82 78H83V80H81ZM160 78H161V80H163L162 77H160ZM169 78L170 77H168V79ZM189 78L191 79V77H189ZM254 78L256 80V77H254ZM6 79H8V76H6ZM6 79H4V84H5V80ZM9 79H10V76H9ZM11 79H10L9 82H11ZM23 79H25V78H23ZM68 79H70V78H68ZM71 79L73 80V78H71ZM71 79H70V81L68 80L69 84H70V82H72ZM176 79H174V80L176 81ZM184 79H185V77H184ZM247 79L245 81H248ZM49 80H48V82H49ZM64 80H66V79H64ZM135 80H136V78H135ZM156 80L158 81V79H156ZM164 80H165V78H164ZM164 80H163V84H164ZM178 80H179V78H178ZM180 80H181V77H180ZM195 80H197V79H195ZM17 81L18 80L16 79V84L19 83V82L17 83ZM19 81H20V77H19ZM27 81H28V79H27ZM27 81H25V82L28 83ZM45 81H46V79H45ZM185 81L186 80H184V82ZM200 81H199V83H200ZM230 81H231L232 87L234 86L233 88H235V86H238L239 84H241L238 81H236V79H234L233 75H232ZM243 81L244 80H242V82ZM20 82H21V84L19 83V85H21V90L20 91H22L23 83H22V81H20ZM23 82H24V80H23ZM60 82H63V81L60 80ZM73 82H72V86L74 84H76V83L73 84ZM152 82L156 83V81H152ZM189 82H190V80H189ZM195 82L196 81H194V83ZM254 82L256 83V81H254ZM12 83H14V82H12ZM51 83H53V82H49L50 86H51ZM54 83H56V81H54ZM65 83L66 82H64V84ZM77 83H78V80H77ZM196 83H198V82H196ZM245 83H244L245 86L243 88H246V86H247ZM255 83H251V85L255 84ZM263 83L262 84L258 83V84L263 85ZM45 84H47V83H45ZM80 84L82 85V83H79V85L78 84H76V85L80 86ZM167 84H168V82H167ZM258 84L256 83V85H258ZM57 85L63 86L61 83L57 84ZM83 85L80 86V87H83ZM137 85H139V84H137ZM197 85H195V86H197ZM229 85H230V83H229ZM248 85H250V84L248 83ZM256 85H252V90H253V88H257V87L261 86V85H259V86H256ZM2 86H4L3 82H2ZM13 86L14 85H12V87L10 86V88H13ZM27 86L28 85L24 86V89H26V90L28 89L29 90V88ZM86 86H85V88L83 87L82 90H84V89L86 90ZM111 86H112V84H111ZM162 86H164V85H162ZM173 86L179 87V81H176L175 85H173ZM18 87L20 88V86H17V88ZM60 87H58V88H60ZM89 87H87V89ZM165 87L167 88L166 84H165ZM168 87H170V85ZM176 87H173V88H176ZM46 88H49V86L46 87ZM58 88H56V89H58ZM93 88H95V87H93ZM121 88L120 89H115L116 90L115 93H117V90L118 91L121 90V92H122L123 90ZM188 88H187V90H188ZM14 89H16V88H14ZM56 89H55L54 92H56ZM111 89H112V87H111ZM231 89H228L229 92L231 91ZM259 89H260V87H259ZM259 89H257V92H258ZM48 90H50V89H48ZM166 90H170V89H165V90H162V91H165L167 93ZM234 90H233V92H234ZM240 90H238L237 94H232L233 92L230 93V94L228 93L229 95L227 96V98L223 97L225 104L222 102L223 105H224V109L227 110V112L224 110L225 113H228V115H229L228 116L229 117L228 118V124L232 125L231 130H233V131H238V130L244 131V129H247V127L249 126L248 123H244L242 121V117L247 115V112H248V109H249L248 104L246 102L247 97L245 99L243 97L245 95L244 93H245V91L247 89L246 90L243 89L244 92H242V93L244 95H242V96H241V94L239 95V91ZM30 91L32 93V90H30ZM60 91H62V90H60ZM159 91H161V90H159ZM172 91H175V89L174 90L172 89ZM197 91L200 92V89H198ZM236 91L237 90H235L234 93H236ZM241 91H240V93H241ZM12 92H13V90H12ZM24 92H27V91H24ZM37 92H38V90H37ZM86 92H89V91H86ZM90 92H92V88H91ZM97 92L94 93L95 95L93 94L94 95L93 97L98 95L99 92L98 93ZM121 92H120V95H121ZM199 92H197V93H199ZM1 93H3V92H1ZM1 93H0V95L2 97H5ZM5 93H4V95H5ZM13 93H15V96H16V93H18V92H13ZM20 93H22V92H20ZM40 93H41V91H39V93L36 94L37 95L36 99L35 98L33 99V97H35V96L32 95L33 97H31V98H32L33 102L30 101L31 99L30 100L28 99V100H29V102L34 104L37 108H39L42 111L41 114L46 116L44 118L45 127H44V129H43V131L41 133V135L43 137L42 138L40 137L41 141L44 143L43 145L40 143L41 141L39 142L40 139H38V141L35 140V137L33 138V136H31L29 131H28L29 132V136L32 137L35 140L34 142H36V144L39 146L38 148L36 146L32 147V148H34L33 151L32 150L29 151V152L26 151V153H25L26 147H28L27 146L28 145L27 144V141H28L27 139H29V138H28V136H26V138H25L21 134L20 135L22 137H19L18 142L16 144H15V142H13V141H15V138L18 137L17 134H18L19 130L22 129L23 125L21 123L24 122L23 120H22L23 122H17L15 120L16 124H14L15 121H13L12 126L11 127L9 126L10 128H8L6 126L7 123L4 124L5 125L4 126L5 130L0 128L1 129L0 130V136H3L2 137L3 141L0 140V200H1V202H0V213H2V212L6 213L7 211L10 210L11 213L9 214V217L12 218L11 220H9V222H7L8 220L5 221V219H3L4 221L2 222V219H1V222L2 223L7 222L6 223L7 225H6V228H5V224H4L3 225L4 228H3L2 227V223L0 224V227L4 229L3 231L2 230L0 231V264H21L20 260H21V262L24 261L22 264H138L137 260H141L143 258H144L145 262L149 261L150 263L148 262V264H151L150 259L155 260V259L159 258L161 256L160 254L162 252H164L163 249H167L165 251H167L166 253H168V255L169 254H174L176 256L179 255V254L183 255V248L180 247V244L177 241H172L171 240L172 242H169L171 244H168V242H167V238L170 239V237H167L166 233L164 234V232L168 229V224L171 225V223L167 222L168 221L167 219H169L168 217H167V219H164V217L166 218V216L163 217V214L161 215V210L158 209V208H161V207L152 206L151 202H150V199L149 198H148L149 200L147 199V194L145 195V194H143V192L141 193L140 191H138V187H135L134 189L131 188L132 191L133 190H137V191H134L133 193H129V192L126 193L127 190H124V189H126V187H127L128 190H130L128 186L133 185V187H134L135 186L134 182H132L130 180L126 181L124 179V177H123L122 170H120L119 168L113 169V166L111 164L107 165V163H105L103 165V162L101 160H97V157H100L102 154H104L103 151L99 150L102 153L101 154L97 153L98 149L96 148V151L93 149L95 153L91 154V152H93L91 150L92 148L90 149L91 146L93 147L92 140L90 139V137L88 135H86L85 131H82V129L80 130L79 127L77 128V126H78L76 124L77 121L75 122L76 127H74L75 126V124H73L74 122H72V124H73L72 125L71 123H69V121H70L69 119H68L69 120L68 121L67 119L62 118L61 112L63 110H60L59 108L54 106V103L51 102V100H49L48 97H46V96H44V95H42ZM66 93H68V92H66ZM100 93H101V91H100ZM100 93H99V96H101ZM111 93L113 94L114 92H111ZM127 93L128 92H126L125 95H127ZM189 93H190V91L188 92V94ZM32 94H35V93H32ZM60 94H61V92H60ZM68 94H66V95H68ZM140 94L141 93H139V96H140ZM179 94L181 95V93H179ZM179 94H177V95H179ZM201 94H203V93H201ZM11 95H12V93H11ZM89 95H91V94H89ZM89 95H88V97H84V98L85 99L86 98L90 99L91 97ZM103 95H105V94H103ZM130 95H132V94H130ZM48 96H50V95H48ZM82 96H84V95H82ZM111 96H113V95H111ZM127 96H129V95H127ZM199 96H201V95L198 94L197 96H194V97L198 98ZM50 97L52 98V96H50ZM57 97L58 96H56V98ZM60 97H61V100L64 98V96L62 98L61 95H60ZM102 97H105V96H102ZM189 97H190V95H189ZM191 97H192V95H191ZM194 97H192L193 101H194V99H193ZM201 97L204 98V96H201ZM205 97H207V95H205ZM71 98H72V96L70 97V99ZM92 98H91V101L93 100ZM99 98L101 99V97H99ZM105 98L103 100H105ZM115 98H117V96ZM134 98H137V97H134ZM170 98H171V96L167 97L168 100ZM180 98H179V100H180ZM183 98H181V99H183ZM97 99H98V97H97ZM119 99H120V102H121L122 99L120 97H119ZM28 100H26V101H28ZM65 100L66 99H64V102H66L68 99L66 101ZM195 100H196V98H195ZM94 101H95V99H94ZM94 101H92V102H94ZM110 101L112 102L111 99H110ZM184 101H186V100H184ZM222 101H223V99H222ZM99 102H101V101H99ZM99 102H97V104ZM104 102L105 101H103L101 103H104ZM117 102H116V104H117ZM120 102H118V103H120ZM180 102H182V101L180 100ZM31 103H30V106H32ZM70 103L68 102L67 104H70ZM174 103H176V102H174ZM56 104H59V103L57 102ZM104 104H103V106H104ZM186 104H187V102H186ZM34 105H33V108L35 107ZM84 105H86V104H84ZM109 105L113 106L114 104L111 103ZM115 105L113 107H115ZM165 105H167V104H165ZM176 105H178V104H176ZM176 105H174V104H173V106L169 105V107L171 106V108L168 110L167 113H165L166 114L165 116L173 117L172 115H174L176 113V111L178 109H180V107H183V106L185 107V105L181 106V103H180V106H176ZM103 106H100V107H103ZM105 106H107V103L105 104ZM10 107H11V105H10ZM75 107H76V105H75ZM78 107L79 106L76 107V110H77ZM90 107H91V105H90ZM109 107L110 106H108V108ZM190 107H191V105H190ZM33 108H30V109H33ZM105 108L104 109L102 108V109L105 110ZM162 108H163V106H162ZM96 109H99V108H96ZM165 109H166V107H165ZM35 110H37V109H35ZM40 110L37 113H35V112L34 113L38 114V113H40ZM110 110H112V108H110L109 111ZM79 111H80V113L82 112L81 110H79ZM180 111H181V109H180ZM224 111L222 110V113ZM5 119H6V117H5ZM35 121H37V120H35ZM38 122L39 121L34 122V123H38ZM8 124H10V122ZM26 125L28 126V124H26ZM29 125L31 126V124H29ZM263 126H264V124H263ZM139 127H140L139 132L143 133L144 128H141V125H139ZM23 128H25V127H23ZM31 128L32 127L29 128V126H28L29 130ZM34 128H32V129H34ZM26 131L24 130V132H26ZM251 133H257L256 129L254 131H251ZM22 134H25V133H22ZM26 134H28V133L26 132ZM32 134H34V131L32 132ZM36 134H38L37 136L40 135L39 133H36ZM247 134L249 135L248 132H247ZM247 134H246V136H247ZM4 138L5 139L7 138V140H5ZM25 139L27 141L24 142ZM33 139L31 141H33ZM16 141H17V139H16ZM20 141H21V143H19ZM146 141L147 140H144V143H145V146L147 147L148 146V142H146ZM12 142L14 144H12ZM29 143H31V142H29ZM227 143L229 145L232 144V137L231 136L228 137ZM34 144L35 143H32V145L30 144V146H34ZM21 147H23V148L21 149ZM28 148L32 149L31 147H28ZM84 150H88V151H85V154H84V153H82ZM89 152H90V154H89ZM32 157H35V158L38 159L39 163H37V164H38L39 167L37 166V168H35L34 166L36 164H34L32 170L29 168L31 170V172L29 171V169H28L29 172H26L27 169L25 171L23 169H25L27 167H23V165L26 162L27 164H25V165L26 166L29 165L31 167V162L34 161L33 163H35V160H36V159L33 160L34 158H32ZM103 161H105V160H103ZM237 161H238V158L236 157L235 154L232 153V156L227 158L225 164L226 165H230V167L231 166L234 167V164L235 163L237 164ZM10 162H13V163L9 164ZM28 162L30 164H28ZM37 173L40 174V175L38 176ZM41 174H42V176H41ZM259 183H261V182L259 181ZM261 184L264 185L263 182ZM261 184L248 185V186L244 187L243 190L241 188V189L235 191V196L236 197L237 196L240 197V195H242V193H243V192L241 193V191H246V193H247V191H248V193L251 192L250 194L252 196L253 195L254 196L262 195V194H264V186H262ZM248 193L245 194V192H244V194L246 196H248ZM230 194H232V192ZM245 195H244V197H246ZM233 197H234V194H233ZM262 201L264 202V198L260 202H262ZM46 204H48V205L52 204L53 206H55V205H57V206H55V208H53V206L52 207L50 206V208H48V210H47V208H44ZM255 204H256V201H255ZM59 205H60V207L64 208V211H63L62 208H60L62 210L59 209ZM158 210H160L159 213H158ZM59 211H63V214L59 213ZM3 215H2V217H3ZM211 215L212 216H217V215H219V212L216 211V209H212L210 217H211ZM8 224H9V226H8ZM165 227H167V229H165ZM171 228H170V230H171ZM2 235H3V237L5 235V238L2 239L1 238ZM250 236L253 237L252 234ZM218 240H221V239H218ZM243 240H244V243H246L248 245V247L250 248L249 251L252 250V252H254V253L256 251H258V249L256 247L257 245L255 244L256 245L255 246L252 242H248L249 241L248 238L243 236ZM262 245H264V244L262 243ZM198 247H199V251H200V256L202 258L201 260H203V261H206V262L212 261L213 262V260H211V259H213L212 257L219 256L214 249H212L211 247H209L208 245H206L204 243H199ZM45 251L48 252L50 255L49 256L46 255ZM37 252H38V254H37ZM42 252H45V253H42ZM40 254L43 257H44V255H46L48 257L51 256V259L49 258V261L41 260L40 257L37 256V255H40ZM158 255H160V256L158 257ZM53 256H55L57 259L56 258L54 259ZM160 260H161V258H160ZM160 260H159V262H153L152 264H154V263L155 264H185L183 262H176V261L175 262H169L168 259H167L168 261H165V260L164 261L163 260L160 261ZM212 262H210V263H212ZM139 263H141V261ZM200 264H207V263L200 262ZM214 264H216V263H214Z\"/></svg>", "mask_w": 264, "mask_h": 264}]
</instances>
